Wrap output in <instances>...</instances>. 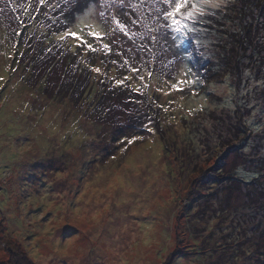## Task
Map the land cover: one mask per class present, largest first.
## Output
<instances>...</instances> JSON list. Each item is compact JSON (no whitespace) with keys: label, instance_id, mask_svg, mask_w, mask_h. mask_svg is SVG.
Instances as JSON below:
<instances>
[{"label":"rangeland","instance_id":"374dc122","mask_svg":"<svg viewBox=\"0 0 264 264\" xmlns=\"http://www.w3.org/2000/svg\"><path fill=\"white\" fill-rule=\"evenodd\" d=\"M8 26L21 28L16 21ZM7 29L11 34L0 26V221H7L0 227V264L17 263L15 252H21L33 264H168L172 254L186 258H176L172 264H247L249 257L242 255L243 249L250 248L254 257L261 244L264 252V241L260 240L264 219L258 221L240 211L233 212L224 193H220L225 188L224 178L218 184H212L210 178L218 177L215 170L222 168L224 161L228 162L227 169L243 163L249 151L243 153L244 146L239 145L226 159H221L226 152L218 158L209 148L193 151L191 131L197 132L193 136L197 140L205 129L210 130L211 124L203 113L216 110L215 104L221 101L210 93L208 84L196 96L185 93L183 99L179 92H156V101L161 105L165 101V107H170L161 120L163 125L157 128L160 126L145 108L138 120L141 125L155 127V134L144 128L139 131L144 140L122 153V145L115 137L106 138L110 131L102 129L95 118L87 117L93 112L90 104L72 107L60 98L65 96L60 95L63 92L59 85L75 78L67 65L63 68L57 64L47 72L51 60L43 59L35 63V75L26 78L23 70L14 77L4 76L15 49L13 32ZM209 56L210 66L202 73L206 77L213 72L215 56ZM22 59L23 64L29 65L34 57L27 54ZM106 65L102 70L111 79L113 66ZM159 71L156 64L155 73ZM45 74L47 82L43 80ZM132 74L133 80L127 83L138 85L137 74ZM113 84L111 79L106 87ZM157 85L167 91L165 83ZM217 86L211 91L216 90L224 102L229 96L233 100L235 91L229 83ZM243 88L237 91L236 104L246 102L249 93L259 94L260 88H250L241 95ZM121 93V98H127ZM132 96L136 97L135 92ZM138 99L143 97L139 94ZM173 99L186 106L185 111L177 108L170 118V111L177 107L167 105ZM126 101L121 102L120 112L112 117L117 130L129 127L130 121L141 114L136 103ZM201 105L208 108L182 122V114L189 116L188 108L198 109ZM254 135V149L260 150L264 140L261 133ZM129 159H134L135 167L127 166ZM117 176L123 184L110 187ZM236 201L238 205L242 203L238 197ZM191 217L201 219V225ZM237 217L245 223L232 225ZM66 226L75 228V234L65 237ZM248 230V235L257 241L253 247V241L242 247L239 243L247 239ZM192 248L212 254H208L209 259L200 255L194 258Z\"/></svg>","mask_w":264,"mask_h":264},{"label":"trees","instance_id":"16d2710c","mask_svg":"<svg viewBox=\"0 0 264 264\" xmlns=\"http://www.w3.org/2000/svg\"><path fill=\"white\" fill-rule=\"evenodd\" d=\"M25 2L26 0H15L16 4ZM32 3L33 7L28 9L30 15H24L23 9H18L13 12V5L9 4L7 0L0 2V8L4 9V12L0 14V26L6 28L7 33H10L7 27L11 28L10 30H12L15 40V49L13 50L10 59L11 66L6 68L7 74H4V76H7L8 78L14 77L18 72L22 73V71L25 70V72H27V74H25L27 78V76L32 73L35 75L33 70L35 63H39L43 61V59H50L51 61L48 62L50 69H47V72H51V69L55 68L57 64L62 65L63 68L67 65L68 69H72L73 76L75 77L73 82H64L65 80H63L62 85H59L58 88H62L61 92H63L60 93V95L65 96L60 98L64 101L67 100L72 107L78 106L79 103L90 104L89 107L93 112L88 113L87 117L95 118L102 129L106 128L107 132L110 131L106 138L115 137V140H117V135L120 130H117L116 122L112 123V117H114V114L117 112H120L119 110L122 105L121 102H125L127 98L128 100L126 103H136L141 110V114H137L129 123V126H137V130L139 129L137 131L138 134L144 129L138 119L142 117L145 108L146 113L154 118L155 124L160 126L157 128H161L163 125L161 120L163 119V116L165 117L167 112L162 115L161 107L157 106L161 104L156 101V96L159 95L158 93L156 94V89L158 86L157 83H164V79H167V77L157 78L152 81L154 82L153 86L147 90V93L145 95L140 94V96L143 97V100L138 99L139 93L135 92L136 97H131V89L125 90V87H121L115 83L111 88H107V82L111 81L108 77L109 75L102 76L90 72L89 69L80 63L81 55H85L88 58L89 64L94 67L103 68V65L106 64H108L106 65L107 67L113 66L111 68L113 69L114 77L117 79L129 75V72L127 70L118 69L117 66L110 63L109 59L103 56L98 57L92 53L82 51V49L77 46L78 42L74 39H69L64 42L63 48L57 47L58 42L53 37L52 33L56 32L58 34L63 30V25L61 23H53V18H59L60 16L59 9H53L47 5H40L38 0H32ZM51 3H55V0H51ZM17 17H19V19H17ZM12 21H16L21 28L19 29L17 27L14 29V27L8 26ZM209 28L213 32V37L209 40L207 54L214 55L215 58L213 59V65H211V70L213 72H211L210 77L206 78L205 84L209 85L210 93L217 95L221 101L219 104H215L217 105L216 110H208L205 114L203 113L205 121L210 122L211 129H205L197 140L193 139V136L196 135L197 132L191 131L193 151L198 153L201 149L204 150L209 148L218 158L226 152L221 159L229 157L233 151L237 150L239 145L244 146L243 153L245 149L249 151L245 156L244 162L241 164L250 169L253 173L259 172L261 174L259 177H254L252 180H243L237 175L236 168L238 165L227 169L226 165L228 162L224 161L222 163V168L218 166L215 170L218 171V177L214 176L210 178L213 180L212 184H218L221 181L220 178H224L225 188L221 189L220 193H224L225 198L228 199L227 205L233 212L240 211L242 215H250L252 219L262 221L264 219V147H261L260 150L259 148L258 150L254 149L255 143L257 142V136L254 134L257 133L249 131L245 120L250 116L252 111L247 106L250 101L255 100L257 105L264 103V89H259L258 95L256 92L253 95L249 93L248 100L243 104H236L235 97L238 89H241V87L244 86V77L246 74H251L247 79H254L256 81L264 79V0H242V3H237L223 16H220L213 21ZM1 31H3V28ZM10 34L8 35L12 36ZM23 37H26V39H23ZM84 38L89 42H93V38L90 36H85ZM5 39L8 40L9 38L7 39L6 36ZM48 48H51L52 51H46ZM71 48H75L76 51L73 52L70 50ZM57 51L60 53H57ZM27 54L34 57L33 62L29 65H26L25 63L23 64L24 61L22 62L23 56ZM145 58H147V54H145ZM211 58L212 57L209 56L205 61L207 67L210 66ZM102 59L106 62L103 65L100 63ZM111 59H117V57L112 55ZM147 67L155 73L156 64H149ZM102 72L104 71L102 70ZM141 72L143 75H146L144 70H141ZM131 75L133 74L131 73ZM225 77H228L227 83H229L235 91V97H233L232 100L235 107L231 110L222 106L225 104L224 98L219 95L215 89V92L211 91L213 87H218V84L219 86L225 84ZM43 80L44 82H47L48 76L46 74L43 76ZM8 81L9 79L6 82ZM145 82H149L148 78H146ZM137 83L139 84L140 82L138 81ZM39 85L38 82V88L41 89L42 85ZM35 89L33 88V91ZM255 89L256 88H253L251 90L254 91ZM121 92L126 94L127 98L124 95L123 98H121ZM116 99H119V101L117 102ZM186 99L189 100L191 97ZM137 101L143 102L137 103ZM165 105L166 102L164 101L163 106ZM180 105H183V107L186 106L185 104ZM4 107H2V109ZM183 107L177 106L173 108L172 111H170V118L173 116L177 108L185 111ZM207 108L204 107V109ZM182 115V122L190 121L191 115ZM183 125L184 124H182V126ZM148 127L156 130L153 126ZM161 141L163 144L165 143L164 140ZM163 147L164 149H167L165 144ZM215 171H212V173H215ZM220 193H217V195L220 196ZM236 197L242 200L240 205H238ZM220 202L222 203V201ZM194 218L197 217H191V219ZM197 219L201 225V219ZM236 220L237 222H232V225L238 226L245 223L240 221L241 219L239 217H237ZM258 221H254V224ZM207 223L210 224V221ZM203 227L206 228V225ZM187 231H189V221H187ZM249 232L250 230L246 233L248 236L247 239L239 243L240 246L244 247V245L248 244L250 241H253L251 246H255L257 240L252 239V235H248ZM260 240L261 242L264 241V232L261 233ZM260 240L258 241V244L260 243ZM199 243L201 244V242ZM260 248L261 244L257 246L258 255L255 256V254L254 257L252 254L253 251H250V248L243 249L242 255L249 257L247 264H264V252L261 251ZM190 250L193 252L192 255L194 258H196L197 255H200L209 259L208 254L210 256L212 254L209 252H207L208 254H205L203 251L196 252L194 248ZM14 257L17 260V263L15 264H33L21 252H15ZM171 257L172 263L176 258H183L186 260L185 255L180 256L172 254Z\"/></svg>","mask_w":264,"mask_h":264},{"label":"snow or ice","instance_id":"6c2138e0","mask_svg":"<svg viewBox=\"0 0 264 264\" xmlns=\"http://www.w3.org/2000/svg\"><path fill=\"white\" fill-rule=\"evenodd\" d=\"M7 2L13 5V12L23 9L24 15H30L28 9L33 7L32 0L20 4H16L15 0H7ZM38 3L59 9L60 16L54 17L53 23H61L63 30L58 34L52 33L58 42L57 47L63 48L64 42L74 39L82 51L98 57L103 56L118 69L127 70L129 75L111 79L116 85L130 87L132 92L141 95L147 93L152 81L167 77L164 79L167 91L160 87H157L156 91L165 95L179 92L180 99H183L185 93L196 96L199 89L205 85L207 77L202 73L207 72L205 61L209 58L207 54L209 40L213 37L209 26L231 7L242 3V0H55V3H51V0H38ZM3 12L4 9L0 8V13ZM85 36L92 37L93 42H89L84 38ZM70 50L76 51L75 48ZM46 51L51 52L52 49L48 48ZM112 55L117 59H111ZM80 63L92 73L107 75L102 72V67L90 65L85 55L80 56ZM100 63L103 65L104 60L102 59ZM149 64H158L160 71L154 73L153 70H149L147 67ZM141 70H144L146 75L140 74ZM131 73L137 74L135 80L140 82L138 85L131 86L127 83L133 80ZM250 75V73L246 74L241 95L248 93L250 88L264 89V79L252 80L249 84L247 78ZM146 78L149 82H145ZM224 79L227 83L228 77ZM229 92H233V89L229 88ZM204 99L207 97L205 96ZM231 100V96L227 97L222 106L233 109L235 105ZM240 103L243 104L244 101L241 100ZM172 104L183 107L175 99L168 101L169 106ZM157 106L164 112L169 111V107ZM247 106L252 111L245 123L249 131L261 133V138L264 140V103L257 105L253 100ZM203 110L204 105L198 109L190 107L188 113L194 115ZM142 127L149 132L154 131L153 128L148 127V124H143ZM136 133V125L120 129L117 142L122 147L119 151L127 153L129 146L144 140V136ZM52 134L57 135L56 132ZM127 166L135 167L134 159H129ZM236 172L243 180H252L261 175L259 172L253 173L243 164L237 166ZM117 184H123L119 176L113 178L110 187L115 188ZM5 222L7 221H0V227ZM75 232V228L66 226L63 234L69 237ZM169 264H172L171 260Z\"/></svg>","mask_w":264,"mask_h":264}]
</instances>
